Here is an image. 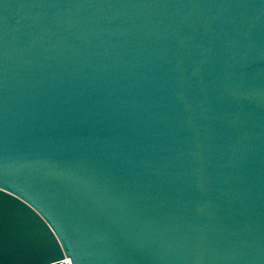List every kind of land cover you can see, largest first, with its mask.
<instances>
[{
    "label": "water",
    "instance_id": "obj_1",
    "mask_svg": "<svg viewBox=\"0 0 264 264\" xmlns=\"http://www.w3.org/2000/svg\"><path fill=\"white\" fill-rule=\"evenodd\" d=\"M264 264V0H0V264Z\"/></svg>",
    "mask_w": 264,
    "mask_h": 264
},
{
    "label": "bare ground",
    "instance_id": "obj_2",
    "mask_svg": "<svg viewBox=\"0 0 264 264\" xmlns=\"http://www.w3.org/2000/svg\"><path fill=\"white\" fill-rule=\"evenodd\" d=\"M66 264H70V261L68 258L65 259Z\"/></svg>",
    "mask_w": 264,
    "mask_h": 264
}]
</instances>
